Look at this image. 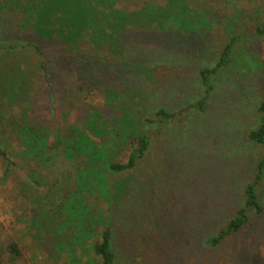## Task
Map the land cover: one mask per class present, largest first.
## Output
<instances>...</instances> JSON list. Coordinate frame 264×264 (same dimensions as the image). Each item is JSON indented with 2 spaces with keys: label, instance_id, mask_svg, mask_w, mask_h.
<instances>
[{
  "label": "rangeland",
  "instance_id": "rangeland-1",
  "mask_svg": "<svg viewBox=\"0 0 264 264\" xmlns=\"http://www.w3.org/2000/svg\"><path fill=\"white\" fill-rule=\"evenodd\" d=\"M187 1L199 13L194 30L130 28L119 35L121 45L113 51L116 69L89 86L83 72L71 68L61 42L33 33L12 7L2 11L0 43L14 37L20 41L13 50L0 52V70L14 67L12 75L28 74L23 98L32 105L26 108L28 119L47 128L49 145L57 138L62 142L48 157L26 156L19 137L0 123V143L18 164L4 173L0 160L1 264L98 263L85 241L59 251L50 237L56 205L64 211L63 203L77 196L74 190L90 211L113 213L116 264H264V180L258 188L262 212L222 244L212 247L205 242L239 205L242 184L263 152L246 134L257 123L256 107L264 97V33L256 31L264 19V0ZM148 2L163 6L167 0H118L115 6L139 10ZM165 17L145 9L135 20L148 26L153 18ZM233 35H239L238 44L226 69L212 75L206 108H188L205 95L199 68L214 65ZM156 36L165 42L155 41ZM41 58L48 65L49 85L37 74ZM113 67L102 55L93 57L84 73L99 78ZM106 87L118 96L100 104L92 89ZM160 107L179 114L165 124L145 123L144 118ZM123 114L129 120L128 134H152L146 157L132 171L117 174H107L104 164L98 165L111 185L110 198L93 182L90 189H79L75 176L84 156L67 155L63 141L72 139L75 129L108 147L105 162L124 161L125 142L113 138L114 131L124 129ZM90 121L100 133L91 130ZM40 206L43 210L36 215ZM67 229L75 234L76 222ZM9 241L17 243L18 259L12 260L6 250Z\"/></svg>",
  "mask_w": 264,
  "mask_h": 264
},
{
  "label": "trees",
  "instance_id": "trees-1",
  "mask_svg": "<svg viewBox=\"0 0 264 264\" xmlns=\"http://www.w3.org/2000/svg\"><path fill=\"white\" fill-rule=\"evenodd\" d=\"M117 2L118 0H4L3 3L0 1V14L8 7H12L13 12L21 15L24 25L29 27L33 33L45 39L56 38L61 42L63 54L72 64L71 68H77L80 69L81 73L83 72L82 75L87 79L88 86L95 84L102 75L116 69L113 51L121 45L119 35L123 32L130 28L150 29L151 31L171 28L173 32L185 33L195 29L196 17L199 15L198 12L189 7L187 0H167L163 6L148 2L139 10L130 11L116 7ZM145 9L165 13L166 17L163 21L153 18L155 21H149L148 26H141L135 19ZM256 31L257 33H264V19L257 24ZM156 37L155 41L165 42L164 37V41L159 38L160 36ZM238 40L239 35H233L226 39L219 50L214 65L199 68L197 73L201 84L204 86L205 95L188 105V108H196L199 111L206 108V100L213 88L212 75L226 69L229 65ZM19 41L14 37L8 43H0V52L13 50L17 45L15 43ZM29 45H32L31 42ZM102 55L107 56L114 67L109 71H104L99 78H94L91 73H84L90 60ZM11 70L15 71L14 67L12 69L3 67L0 70V123L4 121L2 127H8L11 132L19 137L20 144L25 149L23 150L24 155L41 159L46 153L45 157H48V153L62 141L57 138L55 144L49 145L47 128L30 122L26 108L31 109L32 105L29 102H23L25 87L27 86L25 76L28 74L23 72L19 76L17 73L12 75ZM37 74L44 84L49 85L48 65L46 60L42 61V58L38 63ZM98 75L97 73L96 76ZM92 90L99 96L100 104L106 101L111 103L110 101L118 96L116 90H111L108 87ZM15 107L17 110L13 112ZM255 113H257V123L247 132L246 140L261 147L263 152L254 164L248 179L242 184L239 205L216 228L214 233L205 239L209 246L216 247L242 231L249 225L253 214H259L263 210L258 188L264 180V97L257 104ZM95 114L97 115V112ZM177 114L179 113L170 112L164 107H160L155 109L151 115L146 116L144 121L147 124H165L173 121ZM123 117L122 126L124 129L114 131L113 138L125 142L127 155L124 161L108 159L105 162L108 147L104 144L99 146L90 136L83 132H77L75 129L73 130L75 136L66 142L63 141V151L67 155L79 154L84 156L82 167L78 169L75 176L79 189H90V183L93 182V187H97L103 196L110 198L111 185L107 181L103 169L99 168L98 165L104 164V170L107 174H117L127 170L132 171L146 157L152 143V134L141 131L128 134L127 124L129 120L125 114ZM180 119L181 117L178 118V120ZM88 124L96 134L100 133V128L96 127L94 122L90 121ZM0 160L4 166V173L11 166L18 167V164L8 157V153L1 143ZM73 193L77 196L74 200L68 198L63 203L64 211L63 208L59 211L56 205L53 212L54 216L57 215V222H55L54 236L50 237H52V241L57 242V250H62L70 243L77 244L85 241L94 255L98 257V263L90 259L87 263L77 261L76 264H116L115 253L111 247L113 213L101 216L92 212L85 206L81 194L75 190ZM42 206L34 211L36 215L42 212L40 211V209L43 210ZM74 221L76 222V233L74 234V231L68 233L67 226H72ZM17 246L14 241L6 243V250L12 260L21 256Z\"/></svg>",
  "mask_w": 264,
  "mask_h": 264
}]
</instances>
